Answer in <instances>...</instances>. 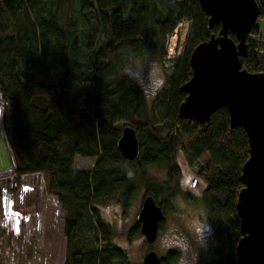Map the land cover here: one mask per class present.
Masks as SVG:
<instances>
[{
  "label": "trees",
  "instance_id": "obj_1",
  "mask_svg": "<svg viewBox=\"0 0 264 264\" xmlns=\"http://www.w3.org/2000/svg\"><path fill=\"white\" fill-rule=\"evenodd\" d=\"M256 1L264 19V0ZM183 20L190 22L184 50L172 62L167 89L154 101L153 119L144 120L141 90L119 63L156 43L164 56L167 35ZM219 31L220 24L209 28L199 0H0V103L14 158L7 189L15 192L26 175H46L48 192L65 212L60 264H142L112 241L97 204L118 195L126 208L137 190L136 172L145 178L146 167L163 165L167 180L158 189L147 184L146 195L164 212L157 199L167 202L178 194L180 152L189 165L198 164L206 182L202 201L219 253L210 264H235L239 176L249 155L246 132L230 128L224 107L205 124L178 113L186 97L181 86L192 74V49ZM247 45L242 67L264 72V37L257 24ZM128 125L140 146L133 161L117 149ZM10 199L0 195L1 204ZM3 231L0 226V235ZM139 234L137 222L129 239Z\"/></svg>",
  "mask_w": 264,
  "mask_h": 264
},
{
  "label": "rangeland",
  "instance_id": "obj_2",
  "mask_svg": "<svg viewBox=\"0 0 264 264\" xmlns=\"http://www.w3.org/2000/svg\"><path fill=\"white\" fill-rule=\"evenodd\" d=\"M256 24L264 34V19L259 18ZM189 25L188 20H183L167 35L164 56L156 43L143 54L129 56L119 63L122 73L141 90L140 108L144 120L153 119L154 101L167 89L170 67L184 50ZM156 80H164V87L154 90ZM177 162L180 167L179 191L167 202L161 196L157 199L166 208L152 244L147 243L141 233L129 239V231L139 222L138 214L147 196L146 185L158 189L167 180L165 166L146 167V180L136 172L137 190L126 208L118 195L97 204L102 218L110 227L112 241L124 248L133 262L142 263L143 256L150 250L162 260L169 252L174 253V259H168L167 264H210L219 257L214 222L202 201L206 182L198 172L199 166L189 165L183 152L177 155ZM13 169L12 150L0 120V195H11L7 206L0 203V226L4 229L0 235V264H60L65 252V212L56 197L48 192L47 177L42 173L22 177L19 188L9 193L7 187L14 177ZM192 179L197 180L195 184ZM225 220L230 226V220ZM230 231H233L232 227Z\"/></svg>",
  "mask_w": 264,
  "mask_h": 264
},
{
  "label": "water",
  "instance_id": "obj_3",
  "mask_svg": "<svg viewBox=\"0 0 264 264\" xmlns=\"http://www.w3.org/2000/svg\"><path fill=\"white\" fill-rule=\"evenodd\" d=\"M199 4L209 28L220 24V31L192 49V74L181 86L186 97L178 113L182 119L205 124L224 107L230 128L241 127L246 132L249 155L239 176L242 187L236 212L240 235L235 264H264V72H249L241 63L247 55V39L259 19V5L256 0H199ZM117 149L127 161L137 158L140 146L133 127L122 129ZM162 218V208L152 196H145L138 221L147 243L155 241ZM142 264H162V259L150 250Z\"/></svg>",
  "mask_w": 264,
  "mask_h": 264
},
{
  "label": "clouds",
  "instance_id": "obj_4",
  "mask_svg": "<svg viewBox=\"0 0 264 264\" xmlns=\"http://www.w3.org/2000/svg\"><path fill=\"white\" fill-rule=\"evenodd\" d=\"M164 85H165L164 80H156L153 83V88H154V90H158V89H161L162 87H164ZM2 100H3V96H2V94H0V101H2ZM8 107H10V105H8ZM4 114H5V105L3 103H0V120H3Z\"/></svg>",
  "mask_w": 264,
  "mask_h": 264
},
{
  "label": "crops",
  "instance_id": "obj_5",
  "mask_svg": "<svg viewBox=\"0 0 264 264\" xmlns=\"http://www.w3.org/2000/svg\"><path fill=\"white\" fill-rule=\"evenodd\" d=\"M258 26V25H257ZM259 31H260V28H259ZM260 34L264 37V34L263 33H261V31H260ZM3 196V199H5V195H2ZM2 204H4L5 205V202H3Z\"/></svg>",
  "mask_w": 264,
  "mask_h": 264
},
{
  "label": "flooded vegetation",
  "instance_id": "obj_6",
  "mask_svg": "<svg viewBox=\"0 0 264 264\" xmlns=\"http://www.w3.org/2000/svg\"><path fill=\"white\" fill-rule=\"evenodd\" d=\"M196 181H197L196 179H192V183H193V184H195V183H196Z\"/></svg>",
  "mask_w": 264,
  "mask_h": 264
}]
</instances>
